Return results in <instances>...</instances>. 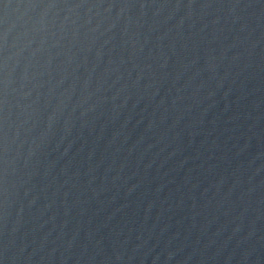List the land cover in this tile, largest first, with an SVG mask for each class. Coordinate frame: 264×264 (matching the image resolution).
<instances>
[{"label":"water","instance_id":"1","mask_svg":"<svg viewBox=\"0 0 264 264\" xmlns=\"http://www.w3.org/2000/svg\"><path fill=\"white\" fill-rule=\"evenodd\" d=\"M0 264H264V0H0Z\"/></svg>","mask_w":264,"mask_h":264}]
</instances>
